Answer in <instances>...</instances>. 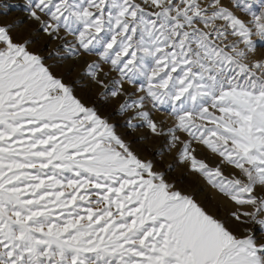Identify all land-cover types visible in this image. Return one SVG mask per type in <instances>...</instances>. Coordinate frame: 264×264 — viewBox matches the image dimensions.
<instances>
[{
    "label": "snow or ice",
    "instance_id": "6c2138e0",
    "mask_svg": "<svg viewBox=\"0 0 264 264\" xmlns=\"http://www.w3.org/2000/svg\"><path fill=\"white\" fill-rule=\"evenodd\" d=\"M230 2L28 0L26 11L59 42L50 55L80 59L129 127L236 205L235 227L142 159L31 40L17 42L23 21L0 25V264H264V58L251 55L264 0L259 11Z\"/></svg>",
    "mask_w": 264,
    "mask_h": 264
},
{
    "label": "rangeland",
    "instance_id": "374dc122",
    "mask_svg": "<svg viewBox=\"0 0 264 264\" xmlns=\"http://www.w3.org/2000/svg\"><path fill=\"white\" fill-rule=\"evenodd\" d=\"M241 5L250 6L253 11H259L261 0H238ZM28 0H0V25L12 24L20 20L17 27L12 28V35L17 42L31 40L28 44L30 51L37 52L44 58L46 65H50L52 72L58 77L63 78L64 82L69 83L75 91V94L88 106L95 107L99 114L113 124L115 130L120 134L133 150L136 151L142 159L152 160L158 171H162L166 180L173 184L176 189L183 194L189 195L201 205L208 213L223 219L230 226L235 227L230 213L236 210V205L225 198L217 189L212 187L200 174L189 170L188 166L180 163L175 157V151H169L167 144L162 139L151 136L144 127H129L126 123L130 113L120 114L118 102L108 98L107 100L100 96L98 89L90 79L82 75L84 67L80 59L71 57L61 59L65 55L63 49L56 54L50 55L59 47V42L47 37L43 32L36 30V25L28 18H19L21 14H28L26 11ZM226 5L231 6L230 0H224ZM238 16L245 17V13L239 8H233ZM256 41V50L252 55L253 59L264 58V41L253 37ZM83 59L91 60L95 57L85 56ZM115 75V74H113ZM153 117L164 119L162 112H153ZM138 124V121H133ZM147 137V138H145ZM196 154L199 159H205L210 165L214 166L219 158L213 156L208 150L196 146ZM227 172L230 166H223ZM253 229L256 236H261L260 226L251 223L245 225Z\"/></svg>",
    "mask_w": 264,
    "mask_h": 264
},
{
    "label": "bare ground",
    "instance_id": "6f19581e",
    "mask_svg": "<svg viewBox=\"0 0 264 264\" xmlns=\"http://www.w3.org/2000/svg\"><path fill=\"white\" fill-rule=\"evenodd\" d=\"M19 18H28V14H26V15H23V14H21L20 16H18Z\"/></svg>",
    "mask_w": 264,
    "mask_h": 264
}]
</instances>
